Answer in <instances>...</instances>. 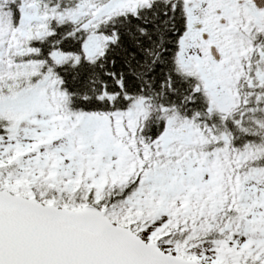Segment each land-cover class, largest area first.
Wrapping results in <instances>:
<instances>
[{"label": "snow or ice", "instance_id": "obj_1", "mask_svg": "<svg viewBox=\"0 0 264 264\" xmlns=\"http://www.w3.org/2000/svg\"><path fill=\"white\" fill-rule=\"evenodd\" d=\"M0 264H264V0H0Z\"/></svg>", "mask_w": 264, "mask_h": 264}]
</instances>
